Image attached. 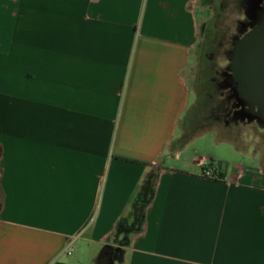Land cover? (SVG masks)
I'll return each instance as SVG.
<instances>
[{"label": "crops", "instance_id": "0c3cea01", "mask_svg": "<svg viewBox=\"0 0 264 264\" xmlns=\"http://www.w3.org/2000/svg\"><path fill=\"white\" fill-rule=\"evenodd\" d=\"M216 1L0 0V264H264V145L181 161Z\"/></svg>", "mask_w": 264, "mask_h": 264}, {"label": "rangeland", "instance_id": "374dc122", "mask_svg": "<svg viewBox=\"0 0 264 264\" xmlns=\"http://www.w3.org/2000/svg\"><path fill=\"white\" fill-rule=\"evenodd\" d=\"M208 16L201 24L203 40L199 60L188 73L194 95L184 133L186 137L191 134V138L182 148L181 161L206 158L209 165L211 161H222L227 168L234 161L252 164L254 160L250 156L238 157L228 140L240 144L255 141L262 146L264 137L256 140L254 135V131L262 129L255 121L237 123L229 118L232 120L226 123V113L234 109L235 100L232 98V89L223 85L225 72L231 71L235 42L244 36L251 25L245 0H217L209 4ZM216 126L221 130L211 129Z\"/></svg>", "mask_w": 264, "mask_h": 264}, {"label": "water", "instance_id": "95a60500", "mask_svg": "<svg viewBox=\"0 0 264 264\" xmlns=\"http://www.w3.org/2000/svg\"><path fill=\"white\" fill-rule=\"evenodd\" d=\"M254 16L256 24L236 42L232 70L240 80L241 100L258 108L251 118L264 128V5Z\"/></svg>", "mask_w": 264, "mask_h": 264}, {"label": "trees", "instance_id": "16d2710c", "mask_svg": "<svg viewBox=\"0 0 264 264\" xmlns=\"http://www.w3.org/2000/svg\"><path fill=\"white\" fill-rule=\"evenodd\" d=\"M209 166L215 169L216 175L218 172L222 173L223 171H226V167L222 161L217 163L211 161ZM154 178L155 175L153 173L146 178L143 183L142 190L139 192L133 202V211L135 214L136 223L142 219L145 206L148 204V201L151 198ZM134 226V223H128L127 218H122L118 224L117 231L118 233L129 234L135 228ZM126 242H128V236H125L122 240L123 244H126ZM115 251L116 249L114 247L105 245L98 256V264H112Z\"/></svg>", "mask_w": 264, "mask_h": 264}, {"label": "flooded vegetation", "instance_id": "af4514ba", "mask_svg": "<svg viewBox=\"0 0 264 264\" xmlns=\"http://www.w3.org/2000/svg\"><path fill=\"white\" fill-rule=\"evenodd\" d=\"M245 3H246L247 16L251 20V25L249 27V30L247 31V32H249L253 28V26L256 24L254 14L258 10V6L264 5V2L262 0H245ZM237 40H236V42H237ZM236 42H235V45H236ZM235 45H234V50L232 51V55L235 51ZM223 85L228 86L232 89V98H234V100H235L234 109H230L226 113V115H227V117L225 119L226 123L228 124L229 121L232 119L234 121H237V123L240 121H244V122L245 121H249V122L252 121L253 119L251 117L255 114V112L257 111L258 108L254 105L245 104L241 100V98H240V95H241L240 94L241 93L240 80L237 78L236 74L232 70V66H231L230 72H225V79L223 81ZM229 118H232V119H229Z\"/></svg>", "mask_w": 264, "mask_h": 264}, {"label": "built area", "instance_id": "2783aa9c", "mask_svg": "<svg viewBox=\"0 0 264 264\" xmlns=\"http://www.w3.org/2000/svg\"><path fill=\"white\" fill-rule=\"evenodd\" d=\"M204 166V174L206 176H210V177H217L216 173H215V169L210 167L209 164H207V162H205L203 164Z\"/></svg>", "mask_w": 264, "mask_h": 264}]
</instances>
